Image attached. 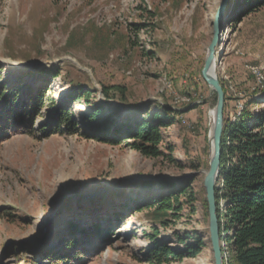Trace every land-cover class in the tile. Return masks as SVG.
Masks as SVG:
<instances>
[{
  "label": "rangeland",
  "instance_id": "1",
  "mask_svg": "<svg viewBox=\"0 0 264 264\" xmlns=\"http://www.w3.org/2000/svg\"><path fill=\"white\" fill-rule=\"evenodd\" d=\"M220 2L0 0V84L14 88L22 73L24 87L34 93L46 88V105L31 125L34 137L18 133L0 143V264H24L23 257L48 264L43 252L72 243L69 256L81 252L80 264H149L143 253L150 225L175 251L183 246L172 232L201 237L204 247L196 258L171 264H213L203 179L216 95L213 102L200 72ZM242 2L232 0L236 11L226 15L215 50L221 55L216 76L227 96L223 119L232 122L252 96L259 100L252 113L264 108V10L252 13L247 25H234ZM254 70L263 81L257 82ZM48 71L58 77L44 80ZM68 84L93 90L90 104L116 121L134 106L181 112L171 113L173 124L160 130L161 149L172 160L146 158L129 142L112 147L78 135L93 124L81 121L89 107L68 100ZM99 86L123 88V102L101 99ZM50 101L69 112L75 135L40 138ZM162 182L186 188L193 199V213L183 205L164 229L134 209L146 196L163 193ZM94 232L109 237L99 241ZM222 259L228 264L227 254Z\"/></svg>",
  "mask_w": 264,
  "mask_h": 264
},
{
  "label": "trees",
  "instance_id": "2",
  "mask_svg": "<svg viewBox=\"0 0 264 264\" xmlns=\"http://www.w3.org/2000/svg\"><path fill=\"white\" fill-rule=\"evenodd\" d=\"M236 8L237 4L231 1L227 15L236 11ZM239 8L241 12L233 18L234 25L240 23L247 15L264 10V0H243ZM139 27L135 25V28ZM46 73L44 80L51 81L58 77L57 72ZM23 76L22 73L16 75L14 81H17V84L14 88L5 83L0 84V143L18 133L34 137L32 121L39 108L46 105V88L34 93L31 87H24L20 83ZM67 88L68 100L71 103L89 107L86 113L80 115L81 121L93 124L88 131L78 135L112 147L119 146L121 142H129L130 147L146 158L167 157L172 160L171 152L165 154L161 149L163 136L160 130L173 124L171 113L178 115L181 112L170 111L164 107L149 112L148 108L134 106L128 110V115L116 121V116L105 114L101 106L90 104L89 94L93 90L77 84H68ZM222 90L224 116L227 96L224 87ZM97 92L101 99L115 100L119 104L123 102L124 89L121 87L99 86ZM251 99L245 107L243 101L242 112L234 122L223 119L219 175L214 194L222 243L221 253L222 256L228 255V264H264V108L256 114L252 113V105H257L259 100L253 96ZM48 106L52 108V112L48 124L43 126L40 134L38 131L40 138L63 131L67 135H75L77 131L69 112L56 107L52 101ZM168 150L172 151L171 148ZM159 185L158 188L164 190L163 193L160 191L159 196H146L141 203L134 205V209L136 212H145L149 224H156L164 229L176 222L183 205L189 214L193 213V199L186 192V188L168 182ZM181 198L183 202H180ZM103 234L105 235V231ZM172 236H175L177 243L182 244V250L175 251L166 242L157 239L156 231L150 225L146 233L149 245L143 253L144 261L149 264L181 262L185 258H196L204 247L198 235L181 238L172 232ZM92 237L106 241L109 236L103 237L101 233L94 232ZM74 249L75 245L72 243L60 252L45 251L42 255H46L48 264H80V261L85 260L81 258V252L72 258L69 256ZM19 257L22 258L23 255ZM22 262L38 264L28 257H23Z\"/></svg>",
  "mask_w": 264,
  "mask_h": 264
},
{
  "label": "water",
  "instance_id": "3",
  "mask_svg": "<svg viewBox=\"0 0 264 264\" xmlns=\"http://www.w3.org/2000/svg\"><path fill=\"white\" fill-rule=\"evenodd\" d=\"M232 0H221L213 22V36L207 47L206 57L200 72V77L209 89L216 95V104L214 106L213 119L211 122V134L209 128L208 145H209V162L208 170L204 174L203 189L205 192V202L208 213V233L211 252L213 255V264H223L221 253V239L219 236L218 219L215 205V183L219 175L220 165V144L223 130V107L224 92L215 74V67L221 59V55L216 56V48L221 41L223 22L227 15L228 7Z\"/></svg>",
  "mask_w": 264,
  "mask_h": 264
},
{
  "label": "bare ground",
  "instance_id": "4",
  "mask_svg": "<svg viewBox=\"0 0 264 264\" xmlns=\"http://www.w3.org/2000/svg\"><path fill=\"white\" fill-rule=\"evenodd\" d=\"M219 45V44H218ZM218 47V46H217ZM216 68H217V65H216V67H215V74H216ZM253 74H254V76H255V78H256V80H257V82H261V81H263V77H262V75H261V73H260V71L259 70H254L253 71ZM209 116H210V118H211V122H212V119H213V112L211 111L210 113H209ZM210 134H211V127H210ZM207 172V171H206ZM205 172V173H206Z\"/></svg>",
  "mask_w": 264,
  "mask_h": 264
},
{
  "label": "crops",
  "instance_id": "5",
  "mask_svg": "<svg viewBox=\"0 0 264 264\" xmlns=\"http://www.w3.org/2000/svg\"><path fill=\"white\" fill-rule=\"evenodd\" d=\"M251 14L247 15L245 18H243V20L239 23L240 26H244L247 25V20H249Z\"/></svg>",
  "mask_w": 264,
  "mask_h": 264
},
{
  "label": "built area",
  "instance_id": "6",
  "mask_svg": "<svg viewBox=\"0 0 264 264\" xmlns=\"http://www.w3.org/2000/svg\"><path fill=\"white\" fill-rule=\"evenodd\" d=\"M239 102H240V99H239V101L237 102V104H239Z\"/></svg>",
  "mask_w": 264,
  "mask_h": 264
}]
</instances>
